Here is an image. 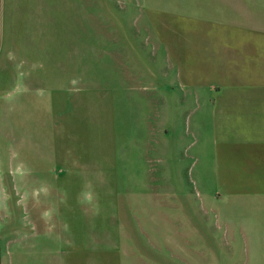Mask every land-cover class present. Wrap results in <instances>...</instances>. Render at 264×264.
<instances>
[{
    "label": "rangeland",
    "instance_id": "1",
    "mask_svg": "<svg viewBox=\"0 0 264 264\" xmlns=\"http://www.w3.org/2000/svg\"><path fill=\"white\" fill-rule=\"evenodd\" d=\"M67 1L0 61V264L88 244H114L115 264H264V225L227 212L207 238L188 206L186 85L219 77L202 54L218 35L264 46V0Z\"/></svg>",
    "mask_w": 264,
    "mask_h": 264
},
{
    "label": "crops",
    "instance_id": "2",
    "mask_svg": "<svg viewBox=\"0 0 264 264\" xmlns=\"http://www.w3.org/2000/svg\"><path fill=\"white\" fill-rule=\"evenodd\" d=\"M61 7L66 12L68 1L0 0V61L10 45L30 53L33 38L48 35L52 21L60 20ZM52 12L57 18L52 19ZM230 33L214 35L218 40L202 48L204 61L218 66L217 80L186 83L195 92L190 99L196 116L187 144L193 166L187 203L207 238L211 221H227V212L246 215L256 230L264 225V46L259 35L249 39L256 31ZM236 36L248 40H225ZM212 86L219 87L217 93ZM85 246L64 264H115L114 244L110 249L105 244Z\"/></svg>",
    "mask_w": 264,
    "mask_h": 264
}]
</instances>
